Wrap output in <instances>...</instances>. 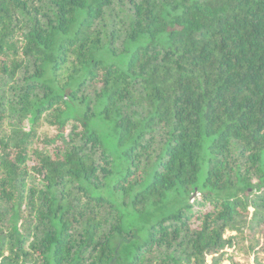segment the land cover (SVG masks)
<instances>
[{
  "label": "trees",
  "instance_id": "1",
  "mask_svg": "<svg viewBox=\"0 0 264 264\" xmlns=\"http://www.w3.org/2000/svg\"><path fill=\"white\" fill-rule=\"evenodd\" d=\"M231 249L264 264V0H0V264Z\"/></svg>",
  "mask_w": 264,
  "mask_h": 264
},
{
  "label": "rangeland",
  "instance_id": "2",
  "mask_svg": "<svg viewBox=\"0 0 264 264\" xmlns=\"http://www.w3.org/2000/svg\"><path fill=\"white\" fill-rule=\"evenodd\" d=\"M27 130L30 129L29 125L26 126ZM229 236V235H227ZM229 254L225 257V261L223 264H246L244 256L241 253L234 251L233 249L227 251ZM264 255V254H263ZM264 261V258H263ZM208 264H212V259H208ZM251 264H254V258L251 260Z\"/></svg>",
  "mask_w": 264,
  "mask_h": 264
}]
</instances>
